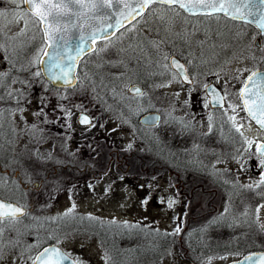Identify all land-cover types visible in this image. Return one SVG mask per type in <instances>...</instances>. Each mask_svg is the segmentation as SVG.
<instances>
[{"label":"rangeland","instance_id":"rangeland-1","mask_svg":"<svg viewBox=\"0 0 264 264\" xmlns=\"http://www.w3.org/2000/svg\"><path fill=\"white\" fill-rule=\"evenodd\" d=\"M9 1L7 0L6 3ZM0 11L4 12V15L0 16V67L6 63L10 70L17 69L16 71L19 72V69L23 68V72H30L32 68H35L45 48L39 24L25 12H22L19 18H12L9 10H2L0 7ZM221 28H224V23L217 16L186 17L172 9L151 8L129 28L96 46L91 57L85 61L83 66L79 67L78 89L58 94L38 82V88L40 87L38 101L37 98H33V101H29L26 106L20 108L27 119H30L38 104L43 113L52 111L54 121L59 122L57 116L65 113H57V110L66 106L67 109H72L67 114L73 130L77 134L87 135L90 131H84L75 123L77 111L86 112L92 118V128H97L95 142L99 144L97 145L99 151L104 153L105 150L112 149L118 153L119 157L125 155L128 170L122 172L126 167L120 166L121 171L114 169V172L112 171V173L103 176L101 180L89 183L85 187H82V182L59 181L61 185H66V190L53 198L57 207L54 206L49 212H39L45 220L38 223V235L31 234L29 221L17 224L8 221L0 224V227L4 229L0 236V264H31L36 249L49 243L50 239L64 252L70 254V258L76 261V264H124V262H131V264H227L239 258L246 250L235 248L234 251L224 255L204 256L203 254V256L196 257L187 250L185 235L202 224L213 223L216 219H221L220 217L223 214L226 216L229 210L230 220H239L236 215L237 211L244 213L248 203L245 194L241 193L242 189L249 192L254 191L263 197L260 204L250 205L248 210L255 223L256 231L260 232L264 239V184L256 186L261 177L262 165L261 160L254 154L256 144L254 140L264 141V134L257 132L250 125L249 120L243 115L236 95H234L250 68V65L241 62L239 57L243 49L251 45V40L248 42L246 39L245 44L240 38L241 29L236 27L230 31V37L228 35L222 38L217 32H213L219 31ZM228 29L226 27V30ZM209 45L217 48L221 65L208 66V58L212 55ZM171 55L178 57L194 71L193 74L196 76L199 88L197 98L190 100L188 91L183 85L177 83L175 76L169 70L167 59ZM103 67L108 69L109 79H114V76L119 77L115 81L118 83L116 97L119 100H122L120 95L126 97L128 103L134 105L133 110L139 106L140 109H136V113H122L114 108V80L110 83L113 85L109 87L113 90L109 93L113 102L111 104L105 101L104 96L108 92L99 90L102 87L95 85L96 82H93L92 79L98 78L99 74L102 76L101 70L105 75ZM144 67L146 70H142ZM91 68L99 73L93 76L90 74ZM152 70L157 74H154L151 81L165 78L168 84L154 88V85L148 83L151 85L150 96L147 97L148 101L145 103H148L151 110H156L164 103V96H168L167 104L171 107L168 106L165 109L173 110L172 115L176 118L194 119L195 123L193 124L198 134L193 137L197 143L194 146L197 148L195 150L192 148L190 152L192 154H189L194 155L192 161L195 162L197 158L199 159L198 165L190 170L189 167L182 168L178 165L167 166L176 172L183 171L181 175L185 192H188L193 186H197L195 188L215 190V196L212 194L202 195L196 190L192 200L188 201L177 195V191L162 177L161 173L152 177V174L157 173V169L161 168L163 157L160 155L159 144L156 147H150L147 140L151 138V135L158 139L164 128V123L159 128L147 132L146 135L137 132L130 118L134 114L135 117L141 115L144 107H141V103L137 105L138 101L129 102L126 95L127 86L130 84L140 85V82L146 77H152ZM212 79L220 89L227 92L226 107L221 114L209 113L210 109L208 106L205 107L207 102L201 92L203 86ZM146 82H150L149 79ZM101 85L107 87L109 84L101 81ZM11 87L16 88V84H12ZM27 91H30V87ZM42 98H44L43 102ZM119 100H116L117 103H120ZM5 102L9 103L8 100ZM230 103L239 105L235 112L228 107ZM2 108L0 106V109ZM19 111L21 110H17L16 113ZM168 115L171 114L166 113L164 118ZM229 116H235V121L229 120ZM225 118L236 130L242 125L240 130L246 145L240 150V155L237 157L227 154L224 147L216 145L219 137L224 134L222 127ZM14 121L20 127L19 129L25 125L17 116H14ZM39 125H43L45 128L48 124ZM210 125L211 130H209ZM19 132L13 133L15 140L11 148L0 147V161H3L0 162L1 167L9 169L10 174L15 169H22L21 173L37 178L42 170H46V165L42 164L47 162L46 154L50 144L40 146V142L46 135H41L39 142L34 145L35 140L29 138L28 134ZM167 135H169L168 132ZM144 136L147 138L146 140L142 138ZM221 138L223 139V136ZM70 147L73 150L76 145ZM183 147L187 148V146ZM33 148H35V152ZM86 148L88 150L90 147L86 146ZM172 149L168 150L171 152ZM172 152L173 155L167 156V161L179 160L183 166L188 165L189 159H191L189 155L182 154V152L179 153L180 156H175V151ZM90 155L94 156L92 152ZM90 155H86L84 158L87 160ZM104 159L105 153L102 154V160ZM27 160L30 161L28 166L25 165ZM203 160L208 161L209 164ZM207 165L210 169L202 170ZM31 179L28 180L30 184ZM16 187V182H5L0 179V198L5 201H16L18 204L28 207L30 200L28 194L21 190L18 191L19 188ZM57 188L59 187L56 186L55 190ZM229 189L241 190L237 196L232 197L233 195L229 194ZM235 208L239 209L235 211ZM69 209H71L70 212ZM66 212H68L67 215H65ZM79 217L91 220L93 223L96 222L99 227L109 225L112 226L111 228H118L125 233L140 234L148 229L168 233L175 242L163 252L158 250L153 254L152 252L146 253L150 250L149 243L151 241L144 239L138 244L135 243L140 245L135 251L130 249L132 252L123 253L122 256L120 255L121 257L116 256L114 259V250L104 246L102 241L92 235L84 226L82 227L77 220ZM199 217L201 218L198 219ZM28 220H31V216H28ZM178 227L181 229L179 232L176 231ZM36 235L39 240L36 239ZM15 237L23 239L21 242L22 257L17 256L13 251H8V249L15 248L17 243L14 240ZM178 239L181 245L177 242ZM227 239L226 247H232L238 238ZM254 239L256 240V238ZM30 245L38 246L30 247ZM136 252L139 254H133Z\"/></svg>","mask_w":264,"mask_h":264},{"label":"flooded vegetation","instance_id":"flooded-vegetation-1","mask_svg":"<svg viewBox=\"0 0 264 264\" xmlns=\"http://www.w3.org/2000/svg\"><path fill=\"white\" fill-rule=\"evenodd\" d=\"M7 0H0V7L2 10H9L12 14V18H19L22 15V12H25L23 5H22V0H16L15 3L11 2V0L6 3ZM26 13V12H25ZM27 14V13H26ZM184 15V14H183ZM186 16V15H184ZM219 17L220 20L224 23V28H221V30L219 31H213V32H217L219 34V36H221L222 38L225 36L230 37L231 33L230 31H232L233 28H238L241 29V33H240V38L244 41V43L246 44V39H248V42L251 40V45L248 46L247 48H244L243 51L241 52L240 55V61L248 63L250 65V68L247 70L248 73L245 74V76L243 77V79L240 82V86L236 91V94H238L240 92V89L242 88L246 78L252 74L255 71H260V72H264V35H260L257 30L255 28H253L252 26H250L249 24L246 23H242V22H237V21H232L220 14H214V15H210L207 17ZM186 17H190V16H186ZM197 17V16H194ZM137 21V20H136ZM136 21H134L132 24H134ZM14 22V20H13ZM132 24H130L129 26L123 28L122 30L118 31L117 33L129 28ZM231 26V27H229ZM226 27H228L229 29L226 30ZM116 33V34H117ZM115 34V35H116ZM114 35V36H115ZM113 36V37H114ZM112 37V38H113ZM103 42V41H102ZM101 43V42H100ZM98 44L96 43L94 45V50L96 49V46ZM94 50L90 53L92 54L94 52ZM209 50L212 52L211 57H209L208 61H209V65L208 66H212V67H216L221 65L220 62V57L218 56V50L216 47L209 45ZM88 54V55H90ZM87 55V56H88ZM173 56V55H171ZM169 56L167 59V64H168V60L171 57ZM86 57V56H85ZM84 57V58H85ZM176 57V56H174ZM83 58V59H84ZM180 62H182V64L185 66V71L186 74L188 75V77L191 80L190 84H183L178 77L176 76V74L170 69L169 64H168V68L169 70L172 72V74L175 76V79L177 81V83L183 85V87L188 91V96L190 98V100H193L194 98L198 97V92L197 90H199L198 85H197V81H196V76L193 74V70L190 68V66H188L186 63H184L182 60H180L178 57H176ZM82 59V60H83ZM81 60V61H82ZM81 66V65H80ZM78 65L77 68V82L75 84L74 87L72 88H68V89H57V88H53L51 87L47 82L46 83V87L49 90H76L79 88V79H78V72L80 70V67ZM247 68V67H245ZM92 71L90 72V74H93V76H95L97 73L93 68H91ZM17 70V69H16ZM14 71V69H9L6 66V63H3L0 67V73H4L6 75H4L3 77V87H0V96H2L3 98L0 99V106L3 107L2 109H0V147L6 149L5 147L11 148V145L14 142V135L13 133H18L19 130H21L19 133L20 134H28L29 138L35 140V143L39 142V139L41 138V135H46L45 137H43L42 139V143L40 142V146H44L45 144H50V148L48 153L46 154L47 156V162L45 164L42 165H46V170H42L40 172V176H38L37 178H33L32 176H27L24 173H21V170H14L11 174H10V170L9 169H2L1 164H0V179H2L5 182H16L17 183V187L19 189H17L18 191H22L24 193L28 194V199L29 200V204L28 207L22 206L20 204H18L16 201H6V202H10V203H15L16 205L22 206L25 208L26 210V214L25 216H28L29 213L33 214V213H39L41 212H49L51 211V209L55 207H57V204L54 202V197H57L59 194L64 193L65 192V187L66 185H60L58 184L59 181H63V182H67V181H75V182H82V187L88 186L89 183H93L94 181H98L101 180V178L103 176L108 175L109 173H112V171L114 172V169L116 171H121L120 170V166H125L126 167V162H125V155H121L120 157L118 156V153L114 150H110L107 151L105 150V159L102 160V154L103 151H99L100 149L97 147V144L95 142V139H97L96 133L95 131L97 130V128H92L93 126V121L92 118L91 119V124L88 127H80L77 124V114L80 112H84V111H77L76 114V118H75V123L76 125L83 129L84 131L88 130L90 131L89 134L87 135H82L77 134L74 130H73V126L71 125V121L68 119V112H65L64 115H59L57 116V118L59 119V122H55L54 120V115L52 113V111H48L46 113H43V111L39 108L38 104L34 110V112L31 114L30 119H27L24 115V113L22 111H19L16 113L17 110H19L20 108L26 106V104L29 101H33V98H37L38 101V86H39V80L38 77L33 76V73L38 71V61L36 63L35 68H32V70H30V72H23V68L19 69L20 71ZM151 72H153V74H157L156 71L152 70ZM119 77H115L114 79H105V78H92L93 82H96L95 85L102 87V89L99 88V90H104L106 93V95L104 96V99L106 102H109L112 104L113 100L112 98H110L109 93H111L113 90H111L110 84L112 83V81L114 80V108L117 110H120L122 113H136V109H140L139 106H136V109H134V105H131L130 103H128L126 97L124 98V96L120 95V97H122V100H119L116 96L117 94V84L115 83V81L118 79ZM16 79L17 83L16 84V88L11 87L12 86V80ZM155 81H150V82H145L140 83L139 84H130L131 85H137L141 88V93H143L142 95H130L127 93V89L129 86H127L126 89V95L128 96V100L129 102H134V101H138L137 105H139L141 103V107H144V111L142 112L141 115H139L138 117H135L136 115L134 114L133 117H135L137 119V123L140 126V128H143L144 130H147L148 132L155 130L157 128L160 127V125H163L164 123V128L163 130H161V135L160 137L157 139L158 140V144L160 146V155L161 157H163V163L162 166H160L161 168L158 169L159 173H161L162 177L164 179H166L171 185L172 187L177 191V195H180L181 197H184L185 199H187L188 201H191L193 198V193L196 192V190L198 192H200L202 195H207V194H212V196H215L214 192H216L215 190H204L202 187L200 188H195L197 186H193L190 190H188V192H185V185L182 183L183 181V177L181 175V173L183 174V171H174L172 169H170L169 167L172 165H178L182 168H188L193 169L194 166L198 165V158H197V154L195 153L196 156V160L195 162L192 161L193 156L189 155L192 154L190 153L192 148L195 150L197 148V146H194L195 141L193 140V137L195 135H198L196 132V128L194 126L193 123H195L194 119L191 120H187L185 118H176L174 115H172L173 110H167L165 109L166 107L170 106L169 104H167L168 101V96H164V103L161 104V107H159L156 110H151L148 106V103H145L147 100V97L150 96V87L151 85H154V88L157 86H162V85H167L168 83L165 81L166 79H154ZM20 81H27L28 83L22 84L20 83ZM101 81L104 82H108V86L107 87H103L101 85ZM214 80L212 79V81H208L205 85L208 84H212L221 94L222 98L225 97V92L223 89H220L214 82ZM151 85H149V84ZM10 85V87H9ZM204 85V86H205ZM203 86L202 88V93L204 94V97L206 99V102L208 104V97L205 94V87ZM28 87H30V91L28 92ZM20 89L23 90V95L20 96L19 93H17L15 90ZM9 91H13V95L9 96ZM152 91V90H151ZM156 91V89H155ZM154 93V92H153ZM238 102L240 103V99L239 96L236 95ZM227 96L226 98H223L224 101V107L222 109H210L209 113H216V114H221L223 113V110L226 107V101H227ZM6 100H8L9 103L5 102ZM42 102L44 101V98L41 99ZM116 100H119L120 103H117ZM36 101V102H37ZM170 101V100H169ZM143 102V104H142ZM32 103V102H30ZM128 103V104H127ZM130 104V105H129ZM129 105V106H128ZM145 105V106H144ZM182 106V105H181ZM8 107V108H7ZM240 107H241V103H240ZM182 108V107H181ZM242 109V107H241ZM140 111V110H138ZM243 112V110H242ZM37 113H39V115H37ZM42 113V114H41ZM86 113V112H84ZM149 113H157L159 116V122L156 126L154 127H149V126H142L139 124V119ZM166 113H170L171 115H168L167 117L164 118ZM87 114V113H86ZM243 115L245 116L244 112ZM14 116H17L20 121L22 123H24L25 125L23 126V128L19 129L20 127H18L14 121ZM191 117V116H190ZM246 119H248L245 116ZM249 120V119H248ZM250 125L259 133L264 134V131H261L259 129H257L253 123L249 120ZM48 124L45 128L43 127V125H39V124ZM138 129V128H136ZM222 129L224 130V134H222L223 139L225 140V144H226V152H228L227 154H232L234 155V157H237L238 155H240V150L246 145V141L243 140V137L241 136V130L239 127V131H237L236 129H234L231 126V123H229V121H227V118L224 119V123H223V127ZM140 130V129H139ZM167 132L169 133V135H167ZM172 133V135H171ZM147 133L144 132V135H146ZM93 135V137H92ZM40 137V138H39ZM145 140L147 138L142 137ZM156 138L154 136L151 135V138L147 141H151V140H155ZM160 139V140H159ZM255 141V146L260 143L263 142V140H254ZM76 145V148L71 150V145ZM33 145V146H34ZM86 146H89L90 148L87 150ZM183 146H187L183 147ZM194 146V147H193ZM37 147V146H36ZM35 147V148H36ZM33 148V151L34 149ZM169 148H173L172 151H175L174 155L175 156H180L179 153L185 154V155H189V159L190 161L188 162V165H184L181 164V162L179 160L176 161H167V156L169 154L173 155V152L170 150H168ZM25 150V149H23ZM255 150V147H254ZM35 152V151H34ZM90 152L93 153V157L90 155ZM88 153V154H86ZM133 154V153H132ZM194 154V153H193ZM86 155H90L89 159H85L84 157ZM22 156V154H21ZM15 159H17V157H14ZM258 158V157H257ZM13 160V158H11ZM260 159V158H259ZM60 160V161H58ZM261 160V159H260ZM28 161V160H27ZM205 161L207 164L208 161ZM3 162V161H0ZM28 161L27 163H25L26 166L29 165ZM59 165H61L59 167ZM169 167H168V166ZM208 166V165H207ZM204 166L202 168V170L204 171H208L210 168L209 166ZM104 167V169H103ZM128 167L125 168L124 171L122 172H127ZM262 170H263V166H262ZM23 171V170H22ZM24 171H28V170H24ZM262 174V172H261ZM157 174H152V177H155ZM161 175H159L161 177ZM32 178V179H31ZM31 179V184L28 183V180ZM46 182V183H45ZM58 184V185H57ZM70 185V184H67ZM59 187L55 190V187ZM232 186V185H231ZM230 186V187H231ZM16 187V188H17ZM88 188V187H87ZM236 188V187H234ZM69 190V189H68ZM229 194L233 195L232 197L237 196L239 193V189H229ZM242 193V192H241ZM1 199V198H0ZM3 200V199H1ZM5 201V200H3ZM22 217L20 221L16 222V221H9V222H14V223H23V219L25 218ZM5 222H8V220H6ZM26 222V221H25ZM31 225V234H37L38 235V223L36 222H32L30 223ZM19 235H21V233L19 232ZM36 235V239H38V236ZM257 241H256V246L253 249H248V248H244L246 250V252L242 255L239 256V258H237L236 260H239L242 257H245L247 255H250L252 253H264V239L262 238V236L259 234L257 235ZM17 241L15 248L13 249H8V251H13L16 253V255H20L22 257V243L23 239L20 237H15V239ZM39 240V239H38ZM36 242V241H35ZM51 245H56L55 243H46L43 244L39 249H36L34 255H33V259L32 262L35 258V256L43 250V248H46L48 246ZM58 246V245H57ZM59 247V246H58ZM16 256V257H17ZM234 261V260H233ZM31 262V264H32ZM5 264H11V263H5ZM22 264V263H20ZM29 264V263H27Z\"/></svg>","mask_w":264,"mask_h":264},{"label":"snow or ice","instance_id":"snow-or-ice-1","mask_svg":"<svg viewBox=\"0 0 264 264\" xmlns=\"http://www.w3.org/2000/svg\"><path fill=\"white\" fill-rule=\"evenodd\" d=\"M15 3L16 0H11ZM28 5L27 12L37 16L40 23L45 24L44 36L46 48L43 50V56L46 59L40 60L41 65L44 66L45 75L51 81H60L63 84L73 86V81L76 79L74 76V68L78 57L82 51H90L91 49H85L84 45L89 41L95 43L96 34L93 32L90 35H85L83 31H80L78 36V43L75 44L74 48H69L71 41V34L73 30L82 29L83 24L87 23V20L91 17L89 13L93 15H110L105 11V8H113L112 0H23ZM117 3L124 2V0H116ZM167 5L172 10L179 9L186 10L190 13L196 12H223L225 15L230 16L233 20H240L244 23H252L260 30V33L264 35V0H134L133 3H124V6L132 11L143 10L150 4ZM231 10V11H229ZM115 10L111 15H115ZM211 14V13H209ZM4 12L0 11V16H3ZM121 21L117 20L116 25L119 27ZM112 27V25H109ZM74 53V54H70ZM173 66L179 71L177 75H181L185 71V66L178 63L176 60H172ZM53 69H59V72H54ZM4 73H0V87H3ZM41 72L37 71L33 73V76H40ZM253 77H258L257 82L264 81V74L252 73L248 77V81H252ZM12 83H17L16 79L12 80ZM22 84H27V81H20ZM10 87V85H9ZM206 89L209 85L204 86ZM131 90V89H130ZM20 96L23 95V90H15ZM136 93H141L139 88H135ZM251 89L248 87V83L245 82L244 88L240 90L238 94L239 98L243 101L244 109L247 111L248 116L255 119L256 122L264 128V119L257 116V112L260 113V117H264V95H260V103L255 109L249 106L248 94ZM9 96L13 95V91H9ZM179 95V94H177ZM227 92H225V97ZM3 97L0 96V99ZM222 98V99H223ZM255 103V101H252ZM208 105L205 104V107ZM222 106V105H221ZM229 108L235 112V109L239 105L229 104ZM22 111V109H19ZM39 115V113H37ZM87 118H83L81 123H84ZM211 121V117L209 118ZM229 120L235 121V116H229ZM157 122L155 117L144 120L142 123L154 126ZM242 127V125L240 126ZM209 130H211V125ZM239 131V127H237ZM243 134L241 133V136ZM249 144L251 142H248ZM257 152L261 159V165L264 166V146L257 145ZM260 184H264V173L261 174L260 180L257 183V187ZM251 187V185H248ZM74 207V206H73ZM227 208L225 211L227 212ZM69 212L71 209L68 210ZM26 214L24 207L19 205H13L0 201V224H3L6 220L8 221H20L21 218ZM68 212L65 213L67 215ZM181 229H176L179 232ZM4 229L0 227V236H2ZM38 245H30V247H36ZM107 258V257H105ZM70 259V254L62 252L55 246L43 248L33 260L32 264H63L64 261ZM255 264L253 257L246 258ZM255 259L260 261V264H264V254H260ZM71 264H76V261H72Z\"/></svg>","mask_w":264,"mask_h":264},{"label":"trees","instance_id":"trees-1","mask_svg":"<svg viewBox=\"0 0 264 264\" xmlns=\"http://www.w3.org/2000/svg\"><path fill=\"white\" fill-rule=\"evenodd\" d=\"M151 8H157V9H171L169 7L166 6H161V5H150L148 7V11ZM146 10L145 13H147L148 11ZM178 13L182 14L177 8L176 10ZM144 13V15H145ZM143 15V16H144ZM183 15V14H182ZM142 16V17H143ZM140 17V18H142ZM139 18V19H140ZM138 19V20H139ZM40 39V38H38ZM92 54L86 56L80 63L79 66H83L86 62L87 59H89L91 57ZM104 68V72L105 75L103 73V71L101 70V73L104 75L100 76L99 74V78H105V79H109V73H108V69ZM142 70H146V68L144 67ZM92 71V69L90 70ZM152 77H146L145 80H142L140 83H145L148 79L149 81H151L150 79H153V76H155L154 74L151 75ZM157 77V76H156ZM155 77V78H156ZM38 80L42 85H45L46 83L43 81V79L41 78V76H38ZM46 86V85H45ZM58 94L64 93V92H72L73 90H55ZM57 98H61V97H57ZM72 109H67L66 106L64 108H60V110H57V113H65V112H71ZM50 112V110H49ZM130 121L133 123V125L135 126L137 132H142V134L147 133V130H144L143 128H140V126L137 123V119L135 117H131ZM140 129V130H139ZM142 136V135H141ZM222 137V136H221ZM221 137H219L218 142L216 143L217 146L220 147H224L226 149V142L224 139H222ZM147 144L150 147H156L158 144V140H151V141H147ZM157 173L155 174H159V171L157 169L156 171ZM46 183V182H45ZM61 185V183H59ZM58 185V184H57ZM222 189V187H220ZM241 190V189H240ZM254 192V191H253ZM253 192H249L247 190H243L242 189V194H245V199L247 200V209L246 211H244V213H240L237 211V209L239 208H235V211H237L236 215L239 218V220H230V210L228 211V214L225 216L224 214L220 217L221 219L219 220H215L213 223H205L202 224L199 228L194 229V230H190L188 234L185 235L186 238V248L188 251H191L190 253L193 254L194 256L198 257V256H204L205 255H224L227 254L228 252L234 251L235 248L238 249H242V248H248L253 249L256 246V241L254 238H258V232L256 231V226L254 221L252 220V217L250 216V211L248 209H250V205H256V204H260L261 201L263 200L262 196L258 193H253ZM208 204H210L208 202ZM205 207L207 208L206 204ZM231 210H233L231 208ZM28 216H31V220H28ZM28 216H25V218L23 219V222L25 221H29L30 223L32 222H36L39 223V221L43 222L45 219H43L41 217V215L39 213H33L32 215L29 213ZM226 218H225V217ZM203 217V216H201ZM201 217H199L198 219H200ZM224 217V218H223ZM80 224L82 225V227L84 226L87 230H89V232L94 235L97 239H99L100 241H102V243L104 244V246L109 247L112 251H113V255H114V259H116V256L121 257L123 255V253H128V252H132V250L130 249H134L133 251H135L140 245H136L138 244L140 241L148 240L151 245L150 250L146 253L152 252L153 254L161 251L163 252V250L168 249L169 247H171L174 244V239H172L170 237V235L168 233H164V232H156L153 230H147L143 233L140 234H135L133 232H124L121 231L118 228H111L112 226L109 225H103V226H97V223H93L91 220H86L82 217H79V219H77ZM40 224H44V223H40ZM112 225V224H111ZM39 228V227H38ZM235 234V235H233ZM260 234V232H259ZM232 237H237V241L235 243H233L234 245L232 247H226V238L230 239ZM227 239V240H228ZM54 241H51L50 239V243H53ZM177 242L179 243V245H181L180 240L178 239ZM252 242H254L255 244H253ZM136 243V244H135ZM213 244V246H212ZM186 251V249H185ZM133 254H139V253H133ZM121 255V256H120ZM144 256V255H142ZM124 264H131V262L127 263L124 262Z\"/></svg>","mask_w":264,"mask_h":264},{"label":"water","instance_id":"water-1","mask_svg":"<svg viewBox=\"0 0 264 264\" xmlns=\"http://www.w3.org/2000/svg\"><path fill=\"white\" fill-rule=\"evenodd\" d=\"M133 2H134V0H124V2L117 3L116 0H112L113 8H105V11L110 14V15H107V16L99 15V14L93 15L92 13H89V16L91 18L87 20V23L83 24L82 29H80L79 26H78V29L73 30V32L71 34V37H70L72 42L70 43L69 48H74L75 44L79 42L78 41V36H79L81 30L83 31V33L86 36L92 34L93 32H95L96 37H97L96 40H95V43L101 42V41H105V40H108V39L112 38L115 33H117L118 31L122 30L123 28L127 27L128 25L133 23L135 20L140 18L145 13L146 9L150 5H152V4H150V5L146 6L145 8H143V10H139L137 8L136 11L130 12V10L124 6V3H133ZM186 2H187V0H186ZM153 4H155V3H153ZM22 5H23L24 10L27 12L28 5H26L23 2V0H22ZM156 5H159V4H156ZM161 6L168 7L167 5H161ZM176 8L182 14H184L186 16H190V17H194V16H210V15H214V14H220V15H222V16H224V17H226V18H228V19H230L232 21L242 22L240 20L231 19L230 16L225 15L223 12H211V10H208V12L190 13V12H187L186 10L179 9L178 6ZM113 10H115V13H116L115 15H111ZM34 11L35 10H33L32 13H28V12L27 13L38 22L39 29H40L41 36H42V40H43V43H44L45 48H46L45 36H44L45 24L40 23L38 21V18L34 14ZM229 11H231V10H229ZM209 13H211V14H209ZM117 20L121 21V24H120L119 27H117V25H116V21ZM242 23H244V22H242ZM246 24H249L250 26L255 28L257 30V32L260 35H262L260 33V30L256 27V25H254L252 23H246ZM109 25H112V27H109ZM95 43H92L91 41H89L87 44L84 45V48L86 50L87 49H91V50L90 51H82L80 53V56L77 59V62H76L75 68H74V72H73L74 76L76 77V79L73 81V86H69V85L63 84L60 81H51V80L48 79V77L45 75V72L43 70L44 66L41 65V63H40V60L46 59V57L43 56V52H42V54L40 55V57L38 59V71L41 72V75H40L41 78L53 88L68 89V88L74 87L76 82H77V68H78V64L85 56H87L88 54H90L94 50V44ZM70 54H74V53H70ZM172 60H176L180 64H182V62H180L174 56H171L169 58V60H168L169 67L176 74L179 70L176 69L173 66ZM53 71L58 73L59 69H53ZM255 73L264 74V72H260V71H255ZM251 75L252 74H250L249 76H251ZM176 76L178 77V79L183 84H190L191 83V80L188 77V75L186 74V71H184L181 75H177L176 74ZM248 77L246 78L245 82L248 83V87H249V89H251V92L248 94L249 106L252 107L253 109H255L256 106L260 103V95H264V81L257 82L258 77H253L252 81H248ZM245 82H244V84H245ZM244 84H243L242 88H244ZM208 85H209V88L208 89L205 88V94L208 97L207 101H208L209 107L211 109H222L224 107V101L222 99L221 94L219 93V91L212 84H208ZM135 88H139L141 90V88L139 86L131 85V86L128 87L127 93L130 94V95H139L138 93H136ZM252 101H255V103H252ZM240 103H241V107H242V110H243L245 116L253 123V125L257 129H259L261 131H264V128H261V126L256 122L255 119H252L251 117L248 116V113L244 109L243 101L241 99H240ZM257 116L259 118H261V119H264V117H260V113L259 112H257ZM152 117H155L156 120H157V122L154 125V126H156L158 124V122H159V116H158L157 113H149V114H146V115L142 116L139 119V124L142 125V126H149V125H146V124H144L142 122L144 120L152 118ZM83 118H87V119L85 120L84 123H81V120ZM77 124L80 127H88V126H90L91 119H90L89 115L84 113V112L78 113L77 114ZM154 126H149V127H154ZM257 145L264 146V143L260 142ZM257 145L255 146L254 154H255L256 157L259 158V153L257 152ZM262 173H264V166H263ZM0 201H3V200L0 199ZM4 202H6V201H4ZM6 203H10V202H6ZM10 204L16 205L15 203H10ZM51 246H55V247L60 249V247H58L57 245H51ZM51 246H48V247H51ZM60 250L62 251V249H60ZM260 254H264V253H252L250 255H247L245 257L240 258L239 260H234V261H231V262H229L227 264H253L252 261H249V260L246 259L247 257H253L254 260H255V264H260V261L258 259H255ZM72 261L73 260L70 258L68 261H64L63 264H71Z\"/></svg>","mask_w":264,"mask_h":264}]
</instances>
